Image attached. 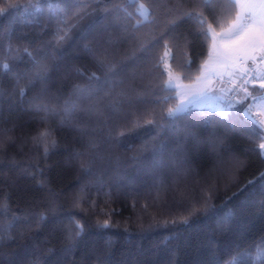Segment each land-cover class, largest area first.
<instances>
[{
  "label": "trees",
  "instance_id": "16d2710c",
  "mask_svg": "<svg viewBox=\"0 0 264 264\" xmlns=\"http://www.w3.org/2000/svg\"><path fill=\"white\" fill-rule=\"evenodd\" d=\"M229 5L0 0V264H264V126L245 115L251 98L236 102L226 119L217 110L190 109L160 122L178 103L164 85V45L172 69L194 80L212 41L184 13L202 12L220 30L238 11ZM61 30L68 32L63 42ZM25 49L48 66L47 80L32 79ZM76 69L116 82L79 102L102 115L77 110L64 118L73 86L89 83ZM33 103L55 114L45 117ZM45 129L56 141L47 154L33 139ZM151 136L163 148L159 159L151 147L137 152ZM73 219L84 225L79 239L68 237ZM105 220L110 226L100 227Z\"/></svg>",
  "mask_w": 264,
  "mask_h": 264
},
{
  "label": "snow or ice",
  "instance_id": "6c2138e0",
  "mask_svg": "<svg viewBox=\"0 0 264 264\" xmlns=\"http://www.w3.org/2000/svg\"><path fill=\"white\" fill-rule=\"evenodd\" d=\"M58 2V0H57ZM204 5H210L213 0H201ZM220 2V0H217ZM230 7H235L238 9L235 13V17L231 20L228 27L226 29L222 28L220 32H216L211 24H207V20L204 17L202 12H196L193 10L192 12L184 13L185 16L195 18L199 23L198 32L204 37V40L207 41L209 36H211V47L208 53V60L205 61L202 66L201 75L197 77V84L194 87H191L190 90H185L188 86H185L181 83H177L179 81V76H173V74L169 71L168 79L164 81L165 87L176 91L177 96H180L181 99L179 103L175 106V108H168L161 117V124L163 123H171L174 119L177 118L178 114L185 113L189 106L198 107L200 102L208 99L210 96H214L216 100H218L222 107L217 110L220 113L222 118L228 117V111L234 107V96L237 93V89L233 87H219L217 91L220 93L219 96H215L213 93V83L212 77H217L223 81L222 72L218 69H222L229 78L236 77L237 79H241L242 83L239 85V91L243 93V97L241 101L251 98L253 101H258V107H261V114L264 115V92H261L259 95H253L249 88L248 84L255 85L257 81H259V85L261 89H264V0H230ZM10 7H19V5H11ZM6 9H0V15H3ZM141 14L146 16L147 9L141 5ZM27 22V21H25ZM142 23L141 20H137L136 24L133 27H136ZM170 23H175V21H170ZM63 31V35L58 37L60 42H63L68 38V32ZM166 51L164 55L160 57L161 60H165L166 58L171 57V49L168 48V45H164ZM31 58L33 67L30 71V75L33 80L44 81L48 79L49 68L47 65L41 63L36 60L35 57H32L31 53H28V50H24ZM252 53H257L260 55V63L256 64V56L252 55ZM252 60L255 67L249 68L245 63L247 60ZM104 63V60L100 61ZM78 75L85 76L89 83L87 85L76 84L73 86L72 96L75 99H70L65 101V105L62 109L64 113V118L68 119L71 115L77 110H84L92 112L96 115H102V109L89 104L86 109L80 108V101L91 99L98 92L103 91L108 86H114L115 81H110L107 78L101 79L96 76L95 73H91L90 75L86 74L83 69H76ZM28 73H26L27 75ZM252 77L251 80L248 77ZM31 83V81H30ZM232 83H235L233 80ZM26 90L24 88L20 89V95L23 97L25 95ZM108 93L105 92V95ZM231 94V95H230ZM32 107L37 112H44L45 117L51 112L55 114L54 109H49L47 105L43 103H33ZM109 107H111L114 111L117 110L116 102L110 103ZM253 107V105H249V110ZM247 111L245 115H247ZM165 117L167 119H165ZM60 123H64V119L60 121ZM148 124L156 123L155 120L146 121ZM253 124L257 127L258 122L253 121ZM139 125H137L138 127ZM124 133H120L123 135ZM158 135V134H157ZM51 136V132L48 129L42 130L36 137H33L34 141L38 143H43L45 154L48 153L49 147H55L56 141H49V137ZM222 142V141H221ZM97 146V142L95 140L90 141L89 148L94 150ZM151 147L154 155L157 159H159L163 154V148L158 144L156 136H151L147 140L142 141L141 145L137 148V152H143ZM261 150H264V143L259 145ZM76 156L85 155L84 153L77 152ZM39 171V170H38ZM40 187L45 186V181L40 180L37 181ZM249 184L254 183V181H249ZM262 191H264V187H262ZM54 195V194H53ZM210 198V197H208ZM6 207V205H0V208ZM231 212H227L224 215V219L227 220L230 218ZM39 219L41 221L46 219L44 213L39 214ZM177 221H172V223H176ZM182 223H187V218H181ZM71 227L68 230V237L79 239L84 233V225L79 221L73 219L71 220ZM167 223V222H165ZM100 227L107 228L109 227V221L105 220ZM11 227V225H9ZM3 228H0V239H3L2 236ZM225 264H235V259H230L225 261Z\"/></svg>",
  "mask_w": 264,
  "mask_h": 264
},
{
  "label": "rangeland",
  "instance_id": "374dc122",
  "mask_svg": "<svg viewBox=\"0 0 264 264\" xmlns=\"http://www.w3.org/2000/svg\"><path fill=\"white\" fill-rule=\"evenodd\" d=\"M141 5H143L146 9H147V15L146 16H144V15H142L143 16V19H147L148 17H149V12H148V8L142 3ZM141 5H140V11H141ZM213 27V29L216 31V32H220L222 29H220V30H218V29H216L214 26H212ZM228 27V25L226 26V27H224V29H226ZM252 55H255L256 56V61H259V63H260V55L259 54H257V53H252ZM248 61H251L250 59L248 60ZM165 70H166V72H167V77H168V73H169V71L173 74V76H179L180 77V79H179V81H177V83H181V84H183V85H185V86H188V88L187 89H185L186 91L187 90H190V88L191 87H193V86H196V84H197V82L194 84V83H192L191 81H184L183 80V78H182V76L177 72V71H175V70H173L172 69V67H171V65L169 64V58H166V65H165ZM218 70H220L221 72H222V75L225 77V76H228L227 74H226V72H224L222 69H218ZM257 84L259 85V81L257 82ZM260 86V85H259ZM249 91H251V89H249ZM264 92V91H263ZM213 93L215 94V96H216V92L213 90ZM240 95H242V93L240 94ZM180 99H181V97L180 96H178V103H179V101H180ZM213 99V100H212ZM240 99V97H238V100ZM205 101H209V102H211V101H213V107H215V109L217 110L218 108H220V107H222V105L219 107L218 106V100H216L215 98H214V96H210L208 99H205V100H203V101H201L200 102V105L198 106L199 108L198 109H203V108H205V106L206 107H208L207 105V102H205ZM258 104H259V102L258 101H256L255 102V105H257L258 106ZM202 105H204V106H202ZM203 107V108H202ZM254 107V106H253ZM191 108H193V107H191V106H189V108H188V110L189 109H191ZM260 108V110L258 111V110H256V108L254 107L253 109L257 112V113H259V115H260V122L263 124V126H264V115H262L261 114V107H259ZM187 110V111H188ZM218 111V110H217ZM262 143H264V140L262 141ZM263 153H264V150H263Z\"/></svg>",
  "mask_w": 264,
  "mask_h": 264
},
{
  "label": "built area",
  "instance_id": "2783aa9c",
  "mask_svg": "<svg viewBox=\"0 0 264 264\" xmlns=\"http://www.w3.org/2000/svg\"><path fill=\"white\" fill-rule=\"evenodd\" d=\"M246 64H247V66L249 67V68H253V67H255V65L253 64V62H252V60L251 61H246L245 62ZM256 64H259V61H256ZM248 79L249 80H251L252 79V77L250 76V77H248ZM235 81V83H232V81ZM224 81H225V83H226V86H228V87H233V88H236L237 89V93L235 94V96H234V100H233V103H234V105H235V103L238 101V97L240 96V94L242 93L241 91H239V85L242 83V80L241 79H237L236 77H232V78H229V77H227V78H225L224 79ZM258 82V81H257ZM250 85H252L251 83L250 84H248L247 85V87L249 88L250 87ZM231 95V94H230ZM246 111H247V115L251 118V119H253L254 121H257V122H260V115H259V113H257L253 108H251L250 110H249V106L246 108Z\"/></svg>",
  "mask_w": 264,
  "mask_h": 264
},
{
  "label": "crops",
  "instance_id": "0c3cea01",
  "mask_svg": "<svg viewBox=\"0 0 264 264\" xmlns=\"http://www.w3.org/2000/svg\"><path fill=\"white\" fill-rule=\"evenodd\" d=\"M210 47H211V45H210ZM208 56H207V58L204 60V62H203V64H202V66L204 65V63H205V61H207L208 60ZM201 71H202V69H201ZM201 71H200V73L197 75V77H199L200 75H201ZM197 77L194 79V80H192L191 82L192 83H196L197 82ZM228 76H223V81H224V79L225 78H227ZM235 77V76H234ZM212 83H213V90L216 92V96H219L220 95V93L217 91V89L219 88V87H224V86H226V83H225V81H224V83H222L221 82V80L219 79V78H217V77H212ZM194 87V86H193ZM257 95H259V94H257ZM240 97V99L243 97V93H242V95H240L239 96ZM239 99V100H240ZM213 100V99H212ZM205 102H207V106L208 107H206L205 106V108H203V109H213V110H216L215 109V107H213V101H211V102H209V101H205ZM238 102V101H237ZM255 102L256 101H253V100H251L250 99V101H249V104L248 105H253L255 108H256V110H260V108L257 106V105H255ZM222 104L218 101V106L220 107ZM202 106H204V105H202ZM254 107H252V108H254ZM199 107H193V108H191V109H198ZM190 110V109H189ZM261 112V111H260ZM259 123H261V122H259ZM262 124V123H261ZM263 125V124H262Z\"/></svg>",
  "mask_w": 264,
  "mask_h": 264
}]
</instances>
